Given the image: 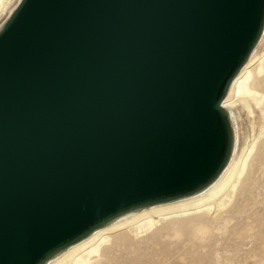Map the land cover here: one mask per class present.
<instances>
[{
	"label": "water",
	"instance_id": "95a60500",
	"mask_svg": "<svg viewBox=\"0 0 264 264\" xmlns=\"http://www.w3.org/2000/svg\"><path fill=\"white\" fill-rule=\"evenodd\" d=\"M263 30L264 0H20L0 26V264L215 178Z\"/></svg>",
	"mask_w": 264,
	"mask_h": 264
},
{
	"label": "rangeland",
	"instance_id": "374dc122",
	"mask_svg": "<svg viewBox=\"0 0 264 264\" xmlns=\"http://www.w3.org/2000/svg\"><path fill=\"white\" fill-rule=\"evenodd\" d=\"M19 1L7 2L0 26ZM255 50L264 54V30ZM253 80L252 89L264 96V71ZM231 111L235 158L248 154L231 196L220 207L161 220L138 235L125 226L112 231L100 264H264V100L242 94Z\"/></svg>",
	"mask_w": 264,
	"mask_h": 264
},
{
	"label": "bare ground",
	"instance_id": "6f19581e",
	"mask_svg": "<svg viewBox=\"0 0 264 264\" xmlns=\"http://www.w3.org/2000/svg\"><path fill=\"white\" fill-rule=\"evenodd\" d=\"M8 1L0 0V12L5 8ZM255 52L256 50L254 49L245 64L237 72L221 103V107L227 111L231 122H235L231 108L237 96L239 97V95L243 94L257 98V103L264 100V96L255 92L254 88L252 89L251 87L255 82L253 79L260 77L264 71V54L259 56ZM256 62L255 67L251 69ZM234 138L231 155L225 167L203 187L171 201L125 211L111 218L101 227L93 230L77 242L57 250L50 257L43 260L41 264H100L101 254L103 253L100 254V250L102 251L101 248L108 242L105 235H109L114 230L124 226L130 227L131 231L138 235L148 231L161 220L187 216L192 213L208 212L215 206L220 207L222 198L230 197V194L234 192L235 184L243 172L248 155H244L238 161L236 160L237 138L235 132ZM251 149L252 147L249 152ZM152 218H156V220Z\"/></svg>",
	"mask_w": 264,
	"mask_h": 264
}]
</instances>
